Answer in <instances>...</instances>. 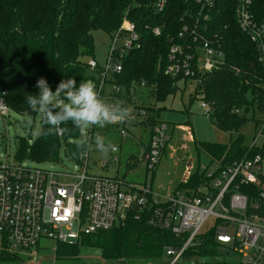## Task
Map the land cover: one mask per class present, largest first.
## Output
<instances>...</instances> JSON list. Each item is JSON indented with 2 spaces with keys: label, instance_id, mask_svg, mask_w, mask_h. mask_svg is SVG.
I'll use <instances>...</instances> for the list:
<instances>
[{
  "label": "built area",
  "instance_id": "1",
  "mask_svg": "<svg viewBox=\"0 0 264 264\" xmlns=\"http://www.w3.org/2000/svg\"><path fill=\"white\" fill-rule=\"evenodd\" d=\"M198 10L187 14L176 37L171 40L164 73L172 77L197 80L228 66L221 36L212 32V12L219 0H193ZM167 0H156V10H164ZM235 18L254 46L257 62L264 71V0H233ZM183 19V18H182ZM161 33L159 27L154 30ZM136 25L124 16L121 25L111 34L110 53L105 65L92 59L89 66L99 69L96 89L103 99L106 83L123 70V59L139 47ZM128 97L136 112L119 126L122 137H129V126L136 117L148 114L137 98ZM127 92L113 84L109 103ZM203 114L211 117L213 103L201 94ZM10 108L0 99V112L9 116ZM235 111V110H234ZM233 111V112H234ZM238 112V110H236ZM259 130L247 153L205 175L194 190L177 191L171 197L156 195L152 176L169 142L168 127L161 121L151 129L149 150L142 159L146 164V179L141 185L124 178L95 175L89 172L92 130L83 134L87 144L81 153L82 171L78 174L59 173L32 161H20L13 156L0 157V250L7 243L9 251L31 252L41 239L61 243L80 241L84 235L123 225L128 220H146L155 228L169 231L181 240L180 246L165 247L166 264H201L192 259V248L204 246L210 238L225 257L217 260L228 264H264V113L257 122ZM62 135V134H59ZM263 142L258 144L259 139ZM116 145V144H115ZM117 151L112 162H118ZM258 149L254 153L252 150ZM110 160L101 162L109 166ZM59 176L69 177L67 183ZM190 251V253H188ZM203 263L208 259L202 257Z\"/></svg>",
  "mask_w": 264,
  "mask_h": 264
},
{
  "label": "trees",
  "instance_id": "2",
  "mask_svg": "<svg viewBox=\"0 0 264 264\" xmlns=\"http://www.w3.org/2000/svg\"><path fill=\"white\" fill-rule=\"evenodd\" d=\"M155 4L156 0H0V99L18 114L36 115L29 110L26 98L38 95L39 78H45L53 92L68 78H74L77 86L82 80L96 83L100 70H94L97 77L90 76L86 61L94 58L93 31L100 29L112 34L127 15L136 25L140 46L125 56L123 70L108 82L127 92L123 95L125 102L130 103L131 87L142 86L157 102L165 100L176 91V79L182 78L164 73L171 40L178 36L187 14L199 7L193 0H167L164 10L158 12ZM212 16V32L223 39L228 66L207 74L198 85L197 94L213 103L211 121L220 129L234 131L248 120L247 116H257L258 122L264 113V71L257 62L253 44L237 25L233 0H219ZM156 27L161 30L159 35L153 31ZM141 105L152 113L148 119L152 129L160 121L153 114V107ZM62 127L69 131L32 141L19 137L15 158L38 164L58 163L63 151L80 163L85 149L77 148L83 136L81 130L71 122ZM114 127L120 128L94 125L90 145L97 134H108ZM149 145L148 142L145 151ZM197 148L222 165L243 157L248 150L242 136L229 143L199 141ZM204 180L205 174L197 171L178 190H194ZM211 238L200 247V256L208 259L207 264H228L225 259L217 260V256L226 255L219 253ZM168 245L180 246L181 240L169 231L150 226L146 220H128L123 225L84 235L74 243L59 242L56 258L66 264H90L82 256L91 249L98 252L96 256L102 261L166 264L162 258ZM0 264L26 263L18 253L9 251L4 242Z\"/></svg>",
  "mask_w": 264,
  "mask_h": 264
},
{
  "label": "rangeland",
  "instance_id": "3",
  "mask_svg": "<svg viewBox=\"0 0 264 264\" xmlns=\"http://www.w3.org/2000/svg\"><path fill=\"white\" fill-rule=\"evenodd\" d=\"M94 38V58H86L89 64L92 59L103 66L106 63L110 53L111 34L106 31L96 29L93 31ZM90 76L97 77L96 72L89 67ZM175 89L172 94H168L163 101H156L147 90L142 86L135 88L131 93L137 100L148 108L153 107V114L159 115L157 120L166 124L168 127L169 142L166 145L165 153L157 165L152 176L153 192L161 197H171L176 193L181 183L195 172L199 171L207 175L209 172L219 167V163L212 159L204 152L199 151L197 144L199 141H210L218 143H229L231 140L239 136L243 137L247 147H251L256 137L259 125L256 118L248 117L245 123H242L237 130H223L211 121L209 116L203 114L200 104L201 94H197L198 82L194 79L179 78L176 79ZM113 83L107 82L103 96L106 97L112 93ZM125 106L129 103L125 102ZM140 103V104H141ZM124 107V106H123ZM131 110L133 116L134 105L129 103L127 106ZM152 113L148 111L145 116H137L129 126V137H122L119 128L114 127L112 131L105 136L106 140L119 146V161L112 162V152L105 157L103 153L97 150L95 142L92 143L88 150L90 152L89 172L95 175H108L124 178L128 182L137 185L143 184L146 179V164L142 159V155L146 150V144L149 142L151 135V126L148 123ZM31 119L33 128L26 126V122ZM259 119V118H258ZM257 119V120H258ZM145 123V124H144ZM41 127L40 114L21 115L12 110L9 116L4 117L0 112V157L4 158L9 155L11 158L15 155L17 140L19 137H27L31 141L37 136L33 135V130ZM87 129L81 130V135ZM83 139V136L81 137ZM80 139V140H81ZM141 141V143H139ZM148 141V142H147ZM263 139L258 140V144ZM142 146V147H141ZM110 160L109 166L102 168L101 162ZM45 168H51L59 173L78 174L82 171L81 165L72 161L62 151L60 161L58 163H43ZM72 180L69 177L59 176V181L67 183ZM57 240L43 238L37 248L31 252L17 251L18 255L26 264H66L64 261L56 258ZM200 247L192 248L191 258L203 263L202 256L199 254ZM84 259L90 264H126L125 261H102L96 256L98 252L91 249L85 250ZM167 256L164 253L162 261L165 262ZM70 263V262H69ZM182 264H191L190 260Z\"/></svg>",
  "mask_w": 264,
  "mask_h": 264
},
{
  "label": "clouds",
  "instance_id": "4",
  "mask_svg": "<svg viewBox=\"0 0 264 264\" xmlns=\"http://www.w3.org/2000/svg\"><path fill=\"white\" fill-rule=\"evenodd\" d=\"M36 87L39 89L38 95H27L26 103L31 112L41 116V127L32 133L37 137L68 132L69 129L62 125L69 122L80 130L94 125L103 128L108 124L124 123L132 115L131 110L123 107L122 103L105 102L91 80H82L77 86L74 78H68L62 80L53 92L47 80L41 77L36 81ZM26 126L33 128L31 119ZM94 140L97 150L105 157L109 152L117 151V146L104 136L97 134ZM86 144L85 137L77 143V148H83Z\"/></svg>",
  "mask_w": 264,
  "mask_h": 264
},
{
  "label": "crops",
  "instance_id": "5",
  "mask_svg": "<svg viewBox=\"0 0 264 264\" xmlns=\"http://www.w3.org/2000/svg\"><path fill=\"white\" fill-rule=\"evenodd\" d=\"M109 96L110 95H108V96H106L105 98H103V100L105 101V102H107V103H109L110 101H109ZM115 103H122V106H124V107H127V106H129V103L125 106V101H124V99L122 98V97H118V98H116V101H115ZM162 112H160V114H161ZM160 114L159 115H156L157 117V119H158V117L160 116ZM131 125H138V124H131ZM108 132V131H107ZM109 134V133H108ZM108 134H105V135H103L104 137L105 136H108ZM148 142V141H147ZM139 143H141V141H139ZM142 147V146H141Z\"/></svg>",
  "mask_w": 264,
  "mask_h": 264
}]
</instances>
